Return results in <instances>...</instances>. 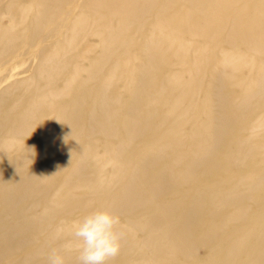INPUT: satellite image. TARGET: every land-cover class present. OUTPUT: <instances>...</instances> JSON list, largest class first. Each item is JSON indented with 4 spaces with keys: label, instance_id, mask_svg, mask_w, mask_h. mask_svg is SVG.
Listing matches in <instances>:
<instances>
[{
    "label": "bare ground",
    "instance_id": "obj_1",
    "mask_svg": "<svg viewBox=\"0 0 264 264\" xmlns=\"http://www.w3.org/2000/svg\"><path fill=\"white\" fill-rule=\"evenodd\" d=\"M26 62L0 87V264H79L94 210L120 219L106 264H264V0H0V82Z\"/></svg>",
    "mask_w": 264,
    "mask_h": 264
},
{
    "label": "clouds",
    "instance_id": "obj_2",
    "mask_svg": "<svg viewBox=\"0 0 264 264\" xmlns=\"http://www.w3.org/2000/svg\"><path fill=\"white\" fill-rule=\"evenodd\" d=\"M119 225V217L108 210H94L74 222L69 231L79 242V264H106L115 258L120 253L123 235ZM64 231L63 227L58 228L56 236ZM69 250V245L50 249L47 264H65L64 253Z\"/></svg>",
    "mask_w": 264,
    "mask_h": 264
},
{
    "label": "rangeland",
    "instance_id": "obj_3",
    "mask_svg": "<svg viewBox=\"0 0 264 264\" xmlns=\"http://www.w3.org/2000/svg\"><path fill=\"white\" fill-rule=\"evenodd\" d=\"M3 18H2V20H5V15L3 14V16H2ZM83 46H85V42H83V44H82ZM18 65H20V66H18ZM27 65H29L27 62L26 63H23V64H16L14 67H13V69H12V67H11V70H10V72L8 73V76H6L4 79H2V81L0 82V87L4 84V83H6L7 81H9L10 80V76L12 75V74H14V73H18L19 72V74L20 75H22V74H27V72H28V70H27ZM21 67V68H20ZM23 67V68H22Z\"/></svg>",
    "mask_w": 264,
    "mask_h": 264
}]
</instances>
